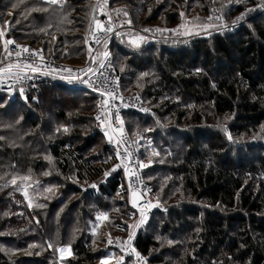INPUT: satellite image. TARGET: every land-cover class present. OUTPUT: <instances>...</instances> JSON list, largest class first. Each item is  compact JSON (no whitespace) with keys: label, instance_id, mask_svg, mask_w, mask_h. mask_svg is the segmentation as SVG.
I'll use <instances>...</instances> for the list:
<instances>
[{"label":"trees","instance_id":"obj_1","mask_svg":"<svg viewBox=\"0 0 264 264\" xmlns=\"http://www.w3.org/2000/svg\"><path fill=\"white\" fill-rule=\"evenodd\" d=\"M215 1L109 0L131 21L107 44L121 92L151 111L123 112L156 201L144 220L95 127L97 94L65 79L0 93V264H93L107 249L115 264L101 214L135 253L117 264H264V0ZM193 9L225 21L184 36L174 28ZM4 11L7 36L85 62L98 0H0V25ZM137 26L139 46L124 36ZM63 246L72 253L59 259Z\"/></svg>","mask_w":264,"mask_h":264},{"label":"built area","instance_id":"obj_2","mask_svg":"<svg viewBox=\"0 0 264 264\" xmlns=\"http://www.w3.org/2000/svg\"><path fill=\"white\" fill-rule=\"evenodd\" d=\"M100 5L107 15L96 18L87 38L88 55L81 64L56 60L54 53L47 54L42 47H32L14 40L2 32L0 37V93L14 96L21 87H34L39 83L51 84L69 80L87 91L98 95L94 124L114 150L119 166L126 169L127 184L134 198V206L141 210L143 220L154 206V196L143 178L133 140L124 129L123 112L146 114L148 109L141 97L123 94L118 73L109 53L108 41L128 28L129 14L119 6ZM212 13L207 18H216ZM165 211V209H164ZM133 249H123L124 257L133 256ZM121 255V256H122ZM139 264H148L139 259Z\"/></svg>","mask_w":264,"mask_h":264},{"label":"rangeland","instance_id":"obj_3","mask_svg":"<svg viewBox=\"0 0 264 264\" xmlns=\"http://www.w3.org/2000/svg\"><path fill=\"white\" fill-rule=\"evenodd\" d=\"M53 1L56 2V1H59V0H53ZM224 1H226V0H216L215 2L218 3L216 6H220V7L221 6H225ZM102 2L106 6H111L109 0H102ZM233 2L235 4H239V3L244 4L245 3V0H231V5H232ZM177 4H179V3H177ZM115 6H118V5H115ZM119 7H121V6H119ZM93 8H94V6H93ZM73 9L75 11V7H73ZM34 10L36 12L37 11L39 12L40 9H39V7H35ZM192 12L194 13V16H193ZM75 13L77 14V11H75ZM97 13H98L99 16L96 17V18H100V17H103L104 15H107V11L104 10V8L102 7V5H100L99 0H98V12ZM11 15H12V12L11 13L10 12H7V11H4L3 12V15L1 16L2 17L1 20L3 18H4V20H2V24H1L2 26L0 25V34H2V32H5L6 31V29H7L6 26H9L10 20H11ZM200 16H201V14L198 13V9H193V11H191L189 13V17L190 18L189 19L188 18H184L183 19L184 20L183 21L184 23H180L179 25L178 24L175 25V28L174 29L178 30L179 33H181V34H183L184 36H187V37L189 35H191V37H197V36H200V35H204V36L207 35L208 36L209 34H212L214 31H216V29L219 26V24H223L224 21H225L224 20V17L222 16V13L221 14H218V16L216 18H212V19H210V18H204L203 20H201L200 19ZM96 18L93 19L92 24L96 20H98ZM129 22L131 23L130 17L128 18L127 24ZM158 24H163V21L161 19H159V20L156 21V23H153L151 25L152 26H156ZM130 28L131 29L128 30V33H126L124 35L128 42H130L132 45L139 46V43L141 42V40L146 41L145 35H147V34L144 33V31L142 29V28H144L143 26H141V27H138L137 26V27H134L133 29H132V27H130ZM132 30L133 31H136V33H133ZM42 31H44V30H42ZM42 36L43 37H39V42H37L36 44L41 45L42 44L41 42H43L42 40H45V39H47V42L49 44V42L54 41V39L56 37V34H54L51 37L49 36L50 38L49 37H45L44 35H42ZM0 37H1V35H0ZM39 47H41V46H39ZM45 52L47 54H51L50 51H46L45 50ZM120 59H122V57H120ZM121 63L122 62H120V64H119V67L120 68H122V66H123V64H121ZM126 91H129V90H126ZM129 93H130V91H129ZM0 106H1V103H0ZM2 106H4V105H2ZM21 107L22 106L20 105L18 107V109L21 108ZM150 112H151L150 109H148V112H146V114H149ZM124 129H126V128L124 127ZM105 159H107V158H105ZM153 176H157V175H153ZM156 195H158V194H156ZM159 195H160V193H159ZM131 201H132V203H134V198H133L132 195H131ZM155 202H154V204H155ZM110 212H113V210H110ZM108 215L109 214H107V216H102V214H101V215L98 216V219H97V221L99 223L98 226L100 225L101 227H99L100 229L98 230V233H97L98 235L97 236H98V238H100V232L101 231H104V233L106 234V239H105L106 240V244H105L106 247H111L113 249H117L120 252V255L117 257L118 259L115 261V264H117V263H121L123 260H126V259H129V258L133 257L134 255L131 256V257H129V256L128 257H124V255H122L123 249L126 250L128 248H132V246L129 244L130 242L128 244H126V245H123L122 242L120 240H118V239L111 240L112 238H115L116 236H121L122 234H118L116 232H113V231L110 232L109 231V229L107 228L108 227V223L110 221L109 216H112V215H109V216ZM141 220H143V216L141 217ZM94 224H95V222H94ZM139 227L140 226L138 225V222L136 223V221L134 220V222H133L130 230L128 232H126V233L129 234V235H132V237H134L135 234H136V232L138 231V228ZM93 229H94V231H96V228H93ZM96 246L97 247H99V246H103L104 247L103 244H97ZM111 252L112 251L110 249H107V256H103L102 258L97 259L93 264H114V263H112L114 261V259L112 258L114 253H111ZM56 253L58 254L59 259H64L66 257H69V256H71V253H72L71 246L59 247ZM133 254H135V253H133ZM139 259H142V258L139 257L137 259L138 263H139Z\"/></svg>","mask_w":264,"mask_h":264}]
</instances>
